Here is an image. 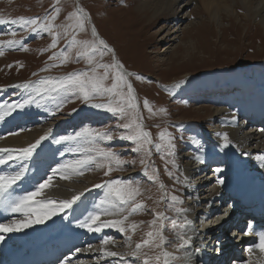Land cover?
Segmentation results:
<instances>
[{"label": "rangeland", "instance_id": "obj_1", "mask_svg": "<svg viewBox=\"0 0 264 264\" xmlns=\"http://www.w3.org/2000/svg\"><path fill=\"white\" fill-rule=\"evenodd\" d=\"M142 1L145 0H61L59 4H56V0H0V17L9 20L29 17L39 22L35 31L28 27L21 29V26L17 27L10 23L0 25V43L21 38L17 40L20 42L18 45L12 48L5 47L4 55L0 56V104L24 105L16 107L10 115L6 116L10 119L13 114L22 111L26 129L17 131L19 136L38 133L33 138L35 142L41 136L48 134V138L41 142L31 159L9 161L7 164L0 165V168L11 164L12 169H21L25 168L26 163L30 161L28 168L31 169L32 165L36 173L43 174L41 180L44 181L49 173L52 174V169L60 164L81 158V153L76 152V149L82 142L66 141L57 144L54 140L62 136H77L85 128L111 133L113 139L101 141L100 146L110 148L120 156L124 161L123 170L113 171L106 176L105 168L98 169L93 165L82 176L73 175L70 180L60 179L57 176L54 181L60 179L69 185L67 183L69 180L72 185H69L70 187L94 199L104 197V189L95 188L96 184L119 179L131 180L140 186L142 194L137 197V200L145 205V210L130 216L127 222L139 225L134 234L129 233L132 235V247L128 246L126 234L111 228L106 230V234L113 240L106 249L121 253L128 264H143V254L155 257L160 251V249L146 247L142 249L143 254L139 259L130 255L135 250V244L141 243L146 238V233L152 230L149 222L154 218V211H163L166 216L176 218L174 211L167 210L169 200L162 201V195L178 196L182 203L177 206L188 210L184 214L186 217L191 208L202 199V197L196 198L197 193L200 192L199 187L193 186L190 191L186 190L185 186L193 183L192 179H186L181 170L186 164L185 157L193 153L219 160V156H224L227 157L230 165L236 167L229 170L234 182L242 183V179L248 176L242 169L247 159L243 149L230 140L229 146L224 147L221 137L220 140L214 137L215 130L218 129L217 125L223 121L221 119L218 123L217 111L228 106L238 110L239 106H236L242 96L241 86L246 85L250 92H253L252 88L257 85L264 86V27L259 19L253 17L246 2L225 0L220 4L221 9L218 15L214 16L210 9L207 10L202 6L201 0H181L175 4L179 7V11L166 9L162 15L152 18V9L142 6ZM188 1L190 2L187 5ZM74 4L76 8L79 4L92 21L90 22V19L86 21V31L77 34L76 38L81 41H91V28L95 26L105 43L111 46L112 50L114 48L115 58L124 66V69L133 70L130 77L143 117L144 129L154 134L151 157H145L143 152L133 151L135 145L132 142L120 139V136L127 135L128 131L119 126L126 121L118 116L103 109L94 108L90 106V103H84L76 96L52 93L51 97L54 98H51L45 93L42 97L36 95L31 87L24 89L12 86L13 81L20 83L23 79H30L29 73L34 69L43 71L48 67L50 70L42 77L55 78V80L60 78L53 74L55 71L61 72L62 76H67L70 73L89 70L90 66L85 60H77L78 49L71 50L72 60L62 66L52 67L59 62L50 59L53 56V50L60 53L68 49L71 34L64 35V26L70 23L68 16L75 11ZM54 7L60 8V13L51 23L54 33L60 34V39L57 47L51 48L53 35L40 30L39 24L50 21L51 16L55 14ZM228 9L232 11L228 13ZM12 33L16 35L13 36ZM40 39L44 40L36 43ZM22 48L28 50L24 51ZM112 55L105 50L101 62L112 63ZM100 71L103 72L102 69ZM217 72L220 73L210 75ZM203 76H209V78H203ZM106 83L111 85L112 80L109 79ZM225 90L231 92L233 95L231 99L213 97ZM205 92L209 93L205 94ZM145 99L156 113L154 116H150L143 107ZM26 101L31 103H25ZM91 103H107V98L97 99ZM159 109H166V112H160ZM91 110L101 115L96 114L92 117ZM81 113H86L88 117L84 124H79L73 119V116ZM250 129L251 127L248 130ZM161 131L171 134L175 144V156L167 154L166 141L162 142L159 139ZM247 134L249 131L248 133L245 131L244 136L247 137ZM157 143L164 144L160 152L155 150L154 145ZM142 160L144 163H141ZM173 160L175 167L171 163ZM153 169L157 170L159 175V180L155 182L148 178ZM215 169H218V165L212 166L214 172H216ZM238 169H242V172L235 175ZM146 171L148 175H145ZM169 172L173 174L171 177L168 175ZM196 180L200 181L199 177ZM161 182L165 186L163 189L159 187ZM72 196L74 193L70 198ZM178 219L183 220L184 216ZM165 226L166 237L174 241V244H178L179 242L175 241L171 232L170 222L165 221ZM186 233L187 236H191L188 229ZM232 234L229 235V241L234 244ZM239 238L237 237L236 240ZM96 247L101 245H93L94 249ZM242 248L240 246L238 251L241 252ZM223 249L227 251L225 256L228 259L229 255L234 254V251L224 247ZM233 249L236 250V248ZM165 250L173 256L180 257L174 264H185L184 257L187 249L177 250L175 246H167ZM242 253L245 254V251ZM110 258H116V260L108 261L101 258L96 259L95 264H124L119 257ZM244 260L247 261V259ZM244 260L240 263L245 264ZM78 264H87V262L80 260ZM88 264L91 263L88 262Z\"/></svg>", "mask_w": 264, "mask_h": 264}, {"label": "snow or ice", "instance_id": "obj_2", "mask_svg": "<svg viewBox=\"0 0 264 264\" xmlns=\"http://www.w3.org/2000/svg\"><path fill=\"white\" fill-rule=\"evenodd\" d=\"M60 2L61 0H56V4ZM54 12L55 14L51 16L48 23L39 24L40 30L53 35L50 45L51 48L57 47L60 39V34L54 33L53 24L51 23V21H55L58 17L60 8L54 7ZM89 19L84 9L77 6L76 10L68 16L70 23L64 26V35L71 34L68 49L50 57V59L59 61V64H53L52 67L62 66L72 60L71 50L78 49L77 60H85L90 66L88 71L70 73L66 77L57 80L45 78L37 84L25 83L23 85H15L14 87L24 89L31 87L36 92V95L42 97L45 93L49 97H51L52 93H64L66 96H76L84 103H90V106L94 108L103 109L112 113L114 116H118L121 120L126 121L119 126L128 131V134L121 135L120 139L132 142L135 145L133 151L143 152L145 157H151L152 152L150 146H153V140L151 133L144 129L143 117L139 110L135 90L128 80L131 73L124 71V66L115 58L113 50L104 40L99 39L95 27L91 28V41H81L76 38L77 34L86 31L85 24ZM9 23L21 27H28L35 31L39 22L31 18L26 19L21 17L20 19L9 20L0 17V25ZM12 35L15 36L16 33H12ZM19 43V41L14 39L0 43V56L4 55L5 47L12 48ZM22 50L27 51L28 49L22 48ZM105 50L107 53L113 54L112 63L110 64L101 62L105 55ZM101 69L103 70L102 73L100 71ZM49 70L48 67L43 69V71ZM109 79L112 80L111 85L106 83ZM137 79L142 78L137 77ZM125 89L127 90L126 92ZM105 98H107V103H91V101ZM25 103H31V101H26ZM23 106L22 104H0V120L10 115L16 107ZM57 107H60V105H57ZM143 107L149 112L150 116L156 114L146 99L143 102ZM159 111L166 112V109H159ZM47 138L48 134L40 137L34 144L23 149L0 148V165L7 164L13 160L31 159L37 147ZM112 139V134L105 130L85 128L77 136H62L54 140L57 144L66 141L82 142L76 149V152L81 153V158L67 161L52 169V174L46 180L38 183L34 190L28 191L24 195L14 196L10 190L24 177L26 169L21 168L20 171L14 174H0V206L12 213H19L23 216L21 220H12L10 223L0 224V232H19L24 228L31 227L34 223H43L46 219H50L65 209L71 208L73 204L80 200L83 193L74 195L71 199L63 200L45 197L46 190L54 186L53 181L55 177L59 176L60 179L70 180L73 175H84L85 171L89 170L93 165L98 169L105 168L106 171L104 174L106 176L110 175L113 171L123 170L122 166L124 161L120 156L110 148L100 146L101 141H111ZM159 139L162 142L166 141L167 154L169 156H175V144L173 143L171 134L166 131H161L159 133ZM221 139L224 141V147H228L230 141L227 133L222 134ZM154 147L157 152H160L164 144L157 143ZM256 159L264 164V155L257 156ZM141 163H144V160ZM171 163L174 167L176 166L174 160ZM145 175H148L147 171ZM168 175L171 177L173 174L169 172ZM148 178L154 182L158 181L159 175L157 170L153 169L152 174L148 175ZM219 183L222 184L223 181L221 180ZM94 187L104 189V197L100 200L99 204L95 205L97 210L89 212L79 222L78 227L84 228L90 233H100L106 228L115 229L121 234H126L129 242L128 246L132 247V235L129 233L134 234L139 225L127 222L130 216L145 210V205L137 200V197L142 194L140 186L134 184L131 180L123 181L117 179L103 184H96ZM159 187L163 189L165 186L161 182ZM164 199L169 200L167 210L174 211L176 218L166 216L163 211H154V218L149 222L152 230L146 233V238L141 243L135 244V250L130 253L133 258L139 259L143 254L142 249L146 247L160 249L155 257H149L143 254V264H174L180 257L173 256L172 253L165 250L166 247L175 246L177 250H186L191 247L192 237L187 236L186 233V230L190 228L191 221L184 215L188 210L177 206L182 203L178 196L172 195L166 197L162 195L161 200L163 201ZM181 216H184L183 220L178 219ZM102 217L110 218L102 219ZM165 221L170 222L171 232L175 237V241L179 242L178 244H174V241L169 240L164 234L166 227ZM252 231L251 226H249L244 234H252ZM255 235L258 237V240L248 246L246 251L250 255L254 252L264 254V232H257ZM2 239L3 237L0 236V240ZM112 243L111 238L105 237L102 239L103 246ZM101 252L105 257H119L120 261L128 264V261L125 260V257L121 253L106 250L104 247L101 248ZM184 258L188 264H191V253L185 252ZM245 264H252V262L251 260L245 261Z\"/></svg>", "mask_w": 264, "mask_h": 264}, {"label": "bare ground", "instance_id": "obj_3", "mask_svg": "<svg viewBox=\"0 0 264 264\" xmlns=\"http://www.w3.org/2000/svg\"><path fill=\"white\" fill-rule=\"evenodd\" d=\"M180 1L181 0H145L142 1L141 4L144 7L151 8L153 12L152 18H155L158 15H162V13L166 9L179 11V7L175 6V4L179 3ZM224 1L225 0H201L202 6L207 10L210 9L211 13H213L214 16L218 15V12H220L221 9L220 4ZM242 1L246 2L248 9L253 13V17L259 19L260 23H263L264 27V0ZM189 2L190 1L187 2V5L189 4ZM229 11H232V9H228L227 12L229 13ZM179 57L180 56H178V58ZM240 89L242 90V96H240V102L236 106H239L238 110H234L235 107L230 106L223 107L220 110L218 109V123L221 121V119H223V121L219 125H217L218 129L215 130L214 137L215 139L220 140L221 135L227 133L229 140L243 149V152L247 156L246 162L242 165V169H246V171L251 175L259 174L256 175V177H259L260 182L261 180H264V176H261L262 173H264V164L257 161L256 157L264 155V126H261L262 124H264V86L257 85L253 87V92H250V89L247 88L246 85L241 86ZM218 96L225 100H228L231 99L233 95L231 94V92L225 90L223 92H219ZM24 121L25 116L22 114V111L18 114H13L10 119L6 118L5 116L3 120H0V148L23 149L31 144H34L37 141L35 140L34 142L33 138L36 137L38 133L33 132L32 135L23 136H19V134L17 133V131H19L20 129H26ZM248 126L252 127L251 129L255 130V133L251 134V136L246 137L244 136V133L245 130L249 128ZM192 154L187 158L185 157L186 164L181 169L186 179H192L194 177V174L197 172L199 163L203 164L205 160H208L204 155ZM197 157H199V159H197ZM219 157V160H214L213 158L209 157L211 163L208 170L209 174L208 176L203 177V179L207 178L208 184L207 186H201L202 188H205H201V192L197 193L196 198H210L213 195L219 196V198L221 199L224 197L222 201L224 205L228 206L230 203L228 194H231L230 192L233 190V178L229 174V170L235 166L230 165L227 157ZM29 162L30 161L26 163V166L24 168L26 169L24 177L20 181H18L16 185L13 186L12 190H10L14 196L24 195L26 194V192L34 190L36 185L42 181L41 178H43V174L34 173L32 168L27 170L29 167ZM217 165L218 169H215L216 172H214L212 170V166ZM242 169H238V171L235 172V175H239L242 172ZM20 170L21 169L19 168L14 170L12 169V165L8 164L0 168V174H14L15 172ZM218 177L223 178L220 179ZM221 180L223 181L222 184L219 183V181ZM192 181L194 182L193 179ZM67 183L71 185L69 180H67ZM250 184L255 185L254 183ZM53 185L54 186L52 188L46 190L45 197L63 200L71 199L70 197L73 193L74 195L80 194L79 191L65 184L60 179L53 181ZM248 189L251 190L250 187H248ZM236 192L237 189L234 190L233 195ZM237 194L240 195V198H243L244 195H250V193L242 194L241 192ZM101 199H103V197L97 199L88 198L83 193L80 200L73 204L71 208L65 209L59 214L52 216L50 219H46L43 223H34L31 227L24 228L19 232H0V236L3 237V239L0 240V264H5L7 261L20 260L24 254H28L29 252L35 250L38 246H41L43 242H51L58 234L59 228L63 226L64 218L69 219L70 224H66L67 231H65V234H67L68 236L62 240V242H64L65 249L56 256V258L58 256H61L59 262H61L63 258H66V261L63 262L64 264H78L80 260H85L87 264L88 262L91 264H95V260L101 258L108 259V261L116 260V258L103 256L101 252L102 247L106 249L108 246L102 245V239L105 237L111 238V236H108L106 234L107 228L100 233H90L86 229L78 227L79 222L83 220L89 212L97 210L95 208V205L99 204ZM207 203L211 208H214V206L217 205V203H212L209 200H207ZM0 215V224L10 223L12 220L23 219V216L21 214L12 213L2 206H0ZM108 218L109 217H102V219ZM227 219L228 217L226 215L224 217V220ZM217 223L219 224V222ZM231 227H235L234 232H236V228H239L241 230L240 234L243 235L245 233V228L242 227V225L236 224L235 221L230 224L229 228L225 231L222 238L226 239L228 234L230 235ZM50 237L52 238L50 239ZM229 237L230 236H228L227 238ZM235 240L234 243L236 242ZM257 240L258 237L255 235V233L247 235L245 236L244 240L239 241L237 248L242 246V244L248 247ZM95 244H100L101 247H96L94 249L93 245ZM247 247L243 249L245 251V254H239L238 252L234 254L236 260L235 264H241L240 262L244 259H247V261L251 260L252 264H264V254L254 252L250 255L246 251ZM229 259L225 257L223 259V262L227 263V260L229 261ZM14 263H17V261H14ZM98 263L100 262L98 261Z\"/></svg>", "mask_w": 264, "mask_h": 264}, {"label": "trees", "instance_id": "obj_4", "mask_svg": "<svg viewBox=\"0 0 264 264\" xmlns=\"http://www.w3.org/2000/svg\"><path fill=\"white\" fill-rule=\"evenodd\" d=\"M74 8L76 10V5L75 4H74ZM53 52H54V54L58 53L57 50H54ZM31 72H32V75H34V77H39V76H41L44 73V71H38L37 69H34Z\"/></svg>", "mask_w": 264, "mask_h": 264}]
</instances>
